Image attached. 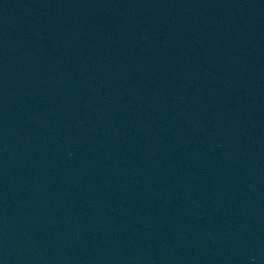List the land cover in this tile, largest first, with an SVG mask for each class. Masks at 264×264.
<instances>
[{"label": "water", "instance_id": "95a60500", "mask_svg": "<svg viewBox=\"0 0 264 264\" xmlns=\"http://www.w3.org/2000/svg\"><path fill=\"white\" fill-rule=\"evenodd\" d=\"M0 264H264V0H0Z\"/></svg>", "mask_w": 264, "mask_h": 264}]
</instances>
